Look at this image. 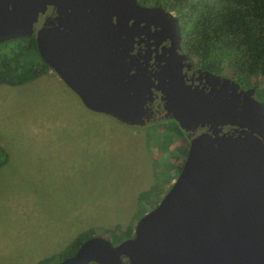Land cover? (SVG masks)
<instances>
[{
    "label": "water",
    "instance_id": "95a60500",
    "mask_svg": "<svg viewBox=\"0 0 264 264\" xmlns=\"http://www.w3.org/2000/svg\"><path fill=\"white\" fill-rule=\"evenodd\" d=\"M48 5L57 16L37 30L38 53L85 107L145 125L156 89L182 129L211 130L190 139L179 173L132 236L113 244L94 235L56 264H264V104L255 87L238 91L209 71L208 90L187 84L176 14L138 0H0V42L31 34ZM151 25L171 38L173 58L158 72H132L135 38ZM227 123L237 134L220 133Z\"/></svg>",
    "mask_w": 264,
    "mask_h": 264
},
{
    "label": "rangeland",
    "instance_id": "374dc122",
    "mask_svg": "<svg viewBox=\"0 0 264 264\" xmlns=\"http://www.w3.org/2000/svg\"><path fill=\"white\" fill-rule=\"evenodd\" d=\"M164 121L131 125L91 111L52 69L22 85L1 84L0 146L8 159L0 166V244L23 239L30 258L50 249L44 264H56L83 231L113 244L107 230L133 234L174 181L169 166L185 159L177 151L187 148L184 137L167 149L157 140ZM60 229H67L64 248Z\"/></svg>",
    "mask_w": 264,
    "mask_h": 264
},
{
    "label": "trees",
    "instance_id": "16d2710c",
    "mask_svg": "<svg viewBox=\"0 0 264 264\" xmlns=\"http://www.w3.org/2000/svg\"><path fill=\"white\" fill-rule=\"evenodd\" d=\"M142 3L174 11L183 37L182 48L189 58L209 70L237 77L244 86L255 85V96L264 104V0H142ZM9 41L14 42L11 47ZM1 45L0 85H22L51 70L41 59L33 35L2 41ZM163 120L164 132L156 138L167 149L174 138L184 135L175 120ZM177 151L186 157V148L179 147ZM7 159V152L0 146V166ZM183 162L174 168L169 166L170 171H175V178ZM152 192V189L141 192L140 201H148ZM107 232L116 243L133 235L131 230L122 232L117 228ZM94 235L92 230L78 234L61 251L57 262L73 254L85 239ZM47 259L37 264H44Z\"/></svg>",
    "mask_w": 264,
    "mask_h": 264
},
{
    "label": "flooded vegetation",
    "instance_id": "af4514ba",
    "mask_svg": "<svg viewBox=\"0 0 264 264\" xmlns=\"http://www.w3.org/2000/svg\"><path fill=\"white\" fill-rule=\"evenodd\" d=\"M138 2L140 5L143 6H154V5L143 4L142 0H138ZM56 16H57V9L52 5H48L45 12L39 14L38 21L34 23L33 32L31 34L22 35L13 39H18L25 36L33 35L36 40L37 30L42 26V24L45 21L47 22L54 21V18ZM156 30H158V28H156L154 25H151V33L149 34V36L145 34H141L139 37L135 38L133 49L130 52L131 56L130 58H128V61H132L134 65L132 72L136 71V66L139 67L145 66L146 74L158 72L161 68V65L165 64L166 60L173 58L168 51L169 48L172 46L171 38L167 36V34L165 33L155 32ZM182 40L183 37L181 34L179 41L180 47L178 51L179 53H182L186 56V59L183 60L182 71L185 74L184 80L187 84H191L192 86L198 85L199 87H203L206 90H208L211 87V85L206 82L205 76H206V71H209L211 73L218 74L221 76H226L237 81L239 83V87L237 88L238 91L246 90L250 87H255V85L244 86L238 81L237 77H230L228 75L209 70L208 68L199 65L196 61L189 58V56L184 52L182 48ZM141 63L143 64L141 65ZM255 91H256V87H255ZM255 91L253 95L256 98ZM153 97H154L153 101L151 103H148V105L151 108V111H150L149 119L146 120L145 124L151 121L154 122V121H161L163 119H173L170 116H165L164 100L161 99V92L159 90L153 89ZM219 128H221L220 133L226 132V133L237 134L236 128L238 127L236 125L227 123V124L219 125ZM181 130L184 135V141L187 142L186 149H188L189 141L192 137L196 136L201 132H211V130H209V125L207 124L198 125L193 130H185L182 128Z\"/></svg>",
    "mask_w": 264,
    "mask_h": 264
},
{
    "label": "crops",
    "instance_id": "0c3cea01",
    "mask_svg": "<svg viewBox=\"0 0 264 264\" xmlns=\"http://www.w3.org/2000/svg\"><path fill=\"white\" fill-rule=\"evenodd\" d=\"M23 208V207H22ZM29 208H32V206L29 204ZM61 230V229H60ZM62 235L57 239V241L61 240L62 248L66 247V235H67V229L62 231ZM55 241V242H57ZM66 242V243H65ZM27 242L21 239L19 241V244H13L11 246L5 245L3 243L0 244V264H37L38 262L44 260L46 256H50V249L46 251V253L39 252V254H36L34 258H30L28 256V250L26 249ZM51 248V247H50ZM59 248L57 251H59ZM7 257V258H5Z\"/></svg>",
    "mask_w": 264,
    "mask_h": 264
}]
</instances>
